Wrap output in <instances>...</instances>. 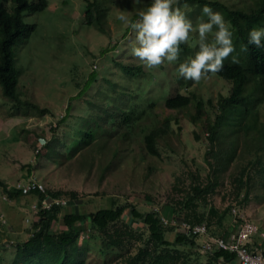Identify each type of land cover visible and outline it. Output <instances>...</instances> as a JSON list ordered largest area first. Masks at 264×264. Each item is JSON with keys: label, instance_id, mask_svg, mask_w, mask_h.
Here are the masks:
<instances>
[{"label": "rangeland", "instance_id": "rangeland-1", "mask_svg": "<svg viewBox=\"0 0 264 264\" xmlns=\"http://www.w3.org/2000/svg\"><path fill=\"white\" fill-rule=\"evenodd\" d=\"M113 1L114 4H107L104 31L84 23V0H47L43 11L22 14V20L34 23L36 28L28 40L19 48H14V64L19 68L18 88L26 92L39 107H48L50 114L39 115L22 107L13 109L10 101L0 92V179L13 187L19 181L36 180L48 191L63 194L60 198L65 199L67 204L60 210L58 220L52 224L51 233L64 230L61 221L64 213L87 214L124 203L134 205L140 213L159 212L165 206V209L174 208L176 201H181L183 194L190 191L187 173L199 169L201 177L205 178L209 172L208 164L215 163L212 158L204 156L208 145L204 139V128L190 120V112L184 111L181 120L176 122L171 113L163 110L160 100L163 90L172 91L175 87L171 76L166 79L163 75L158 77L157 84L149 87V97L154 100L150 115L133 124L126 142L115 141L120 153L112 161L108 158L106 148L114 140L109 139L115 135L119 120L117 114L112 121L109 119L107 112L114 108L117 113L118 108L113 103L107 104V98L112 94L117 95L119 89L124 91L123 99L127 97L125 91L134 80L122 71L121 65L141 62L132 54V48L136 46L135 32L117 18L122 11L131 14L136 10L135 6L132 7L133 4L138 6L136 0ZM139 1L144 3L146 0ZM185 10L191 12L192 9ZM187 15L190 19L200 17L199 13ZM114 43L118 46L116 50L100 53L101 49L112 47ZM105 58L108 59L106 64ZM164 64L165 68L172 69L169 62L165 61ZM93 68L99 71L96 82L83 95H79L87 70ZM149 69L144 67L142 71ZM110 81L114 83V89L110 88ZM229 88V82L211 76L202 79L201 83H192L181 92L196 93L197 99H201L205 105L204 112L208 114L210 110L206 101L211 99L215 102L217 93L225 94ZM116 95L114 103H118ZM263 107L264 101L258 109L259 118L264 122ZM62 117H66L64 121H61ZM164 121H169L172 133L177 130V136L171 141V147L176 151L171 152V149L169 151L165 145L158 143L159 155L150 156L144 148V136L150 130L162 127ZM85 129L92 130L96 144L102 145L100 154L88 147L74 149V140L82 137ZM195 134L200 135V139L196 140ZM249 134L258 136V133ZM242 139L239 136L236 141L235 160L232 162L226 157V170L222 172L214 168L219 184L215 192L208 196V202L210 207L219 210L229 207L231 218L241 217L264 230V173L260 178L257 170L247 168L259 140L248 138L247 147L251 152L248 155L240 144ZM215 149H218V145ZM225 154L228 155L229 151H225ZM260 156L261 166L264 167L263 151ZM192 160L196 163H192ZM242 169H245L244 175L252 177L253 186L249 201L247 199L245 202L231 194L233 178L238 177ZM36 202L34 194L14 197L0 188V264H56L62 256L67 260L73 257L83 260L84 264H127L130 257L145 247L150 254L142 264H164L158 255L164 254L168 246H145L148 236L146 228L142 220L129 214L128 208L123 210L121 219L114 226L126 230L123 235L126 242L120 247L105 246L101 241L104 237L100 239V234L89 230V224L85 222L76 223V240L65 250L58 246L19 250L15 243L27 240L34 231L31 216L36 215L34 213L38 207L35 210L31 208ZM212 230L217 234L220 229L213 227ZM212 230L208 228L206 235L196 237L199 254L191 256L187 264H215L209 262V255L201 248L209 242L208 238L214 233ZM173 235L175 232L168 233L167 239L171 240ZM217 235L212 236L219 237ZM11 241L13 243L6 246ZM181 249L177 251L179 254L173 253L170 248L169 252L177 257L176 263L186 264L182 263ZM136 264L141 262L137 260Z\"/></svg>", "mask_w": 264, "mask_h": 264}, {"label": "trees", "instance_id": "trees-1", "mask_svg": "<svg viewBox=\"0 0 264 264\" xmlns=\"http://www.w3.org/2000/svg\"><path fill=\"white\" fill-rule=\"evenodd\" d=\"M47 3V0H36L34 2H30V0H0V92L3 97L10 101L13 109L22 107L39 115L50 114L51 110L48 107H39L36 102L30 99L26 92L18 88L19 68H16L14 64V48H19L24 41L28 40L36 28L34 23L24 22L22 14L31 15L35 12H41L46 8ZM84 3L86 4L83 11L84 23L89 26L95 25L101 31H104L107 19V4H114V1L84 0ZM151 3L152 0H146L144 3L139 1L137 3L138 6L133 4L132 7L135 6L136 10L132 11L130 19L133 21L139 19L140 13L146 11ZM184 3H187L188 8L192 9L191 12L182 9L186 12V15L196 13L200 15V17H194L193 19L188 17L193 22L194 27L200 19L207 21V17L203 16L201 11L205 5L211 7L214 11L222 13L225 20L230 21L236 47V51L232 55L238 59V63L233 64L231 62L232 57H229L228 60L224 61L223 71L217 74H209L208 76H214L219 80L229 82V90L225 94L219 91L215 102L211 99L206 101V106L210 110L208 114L204 112L205 105L201 99H197L196 93L185 94L181 92L182 89L194 83L180 77L178 67L186 59L193 58L198 50V34L195 32L190 35L188 43L180 46L181 54L179 59L176 62L169 63L172 64L171 70L165 68V64H162L159 68H150L149 71L143 72L142 68L145 66L141 62L122 64V71L130 76L134 80V83L127 87V91H125L127 97L125 99H123V89H119L117 95L112 94L107 98V104L113 103L118 108L117 113H115L114 108L107 112L109 113V119L112 121L115 118V114H117L119 123L115 131L116 136L114 135L109 139L114 140H111L112 144L107 146L105 153L111 161L118 156L120 148L116 147L115 141L126 142V139L131 135L133 124L138 120H143L145 116H149L150 111L153 109L154 100L149 97L151 95L149 87L157 84L159 76L163 75L166 79H168V76H171L175 87L172 91L163 90V94L160 96L163 110L171 113L176 122L181 120L184 111L190 112V120L195 123L198 122L204 128V139L208 144L204 156L210 157L215 161L212 165L208 164L209 172L205 178L201 177L199 169L191 170V174L187 173L190 179V191H186L183 194L181 201H176V208L171 206L165 209L167 207L165 206L159 212L147 211L140 213L134 205L124 203L114 208L97 209L87 214L64 213L61 219L64 230L58 233H51L50 228L58 220V215L64 205H53L48 209L42 208L41 205L45 199L60 198L63 194L51 192L45 188L47 198L43 193L33 191L31 194L37 197L38 205V212L36 215L31 216V219L34 220V231L27 240L16 242V248L19 250H32L42 246H58V248L65 250L66 246L72 245L76 240L78 235L76 223L81 224L85 222H88L89 230H95L100 234V239L104 237V240L101 241L105 246L120 247L123 242H126L125 240L123 241V235L126 234V230L118 229L114 226L121 219L123 210L128 208L129 214L137 220H142L146 228L148 236L145 246L149 244L154 248L168 246V250H164V254L158 255V257L162 258L164 264H167V258L169 264H178L176 263L177 257L170 254L169 248L173 253H176L182 247L180 251V255L183 256L182 263L187 264L191 256L199 254L197 251L199 247L196 243L198 235H186L184 232L177 231L178 223L186 222L191 225L205 223L207 230L208 228L212 230L213 227L214 229H220L217 231L218 235L214 230H212L214 233L210 232L212 235L217 236H222L226 229L234 232L238 228V223L241 222V219H237L236 217L231 218L229 207L222 210L210 207L208 196L215 192V188L219 184L214 168L216 167V169L224 172L228 167V164L226 165L228 159L232 162L233 159L235 160L238 144L236 141H238L239 136L244 138L240 141V144L246 149L248 155L251 153L247 147L249 143L247 142L248 138L250 140L253 138L256 141L257 139L259 140L256 147L253 148L254 152L252 153L253 155H250L247 168L249 170H257V176L260 178L263 175L262 173H264V167L263 165L261 166L262 162L260 159V152H264V122L260 120L258 113V109L264 101V47L258 48L255 45L248 44L249 31L254 27L264 28V0H180L181 5ZM129 4L131 5V3ZM209 38H212L211 34H209ZM242 44L247 45L248 50L246 52L240 50ZM117 47V44L114 43L112 47H103L104 49H101L100 53L114 51ZM107 61L108 59L105 58L104 64ZM154 69L159 70L152 73L151 70ZM100 71L103 72L102 69ZM98 74L99 71H96L94 68L89 71L87 70L86 79L79 95H83L87 88L93 86ZM129 82L132 83V80ZM201 82L202 80L198 83ZM109 84L110 88L114 89V83L110 81ZM115 95L119 98L118 103H114ZM65 118L62 117L61 121H64ZM169 126V121H164L162 127L152 129L144 136V148L148 155L155 157L159 155L157 149L158 143L165 145L169 151L171 149V152L176 151L171 147V141L177 136V130L175 133H172ZM121 128L124 129L118 132ZM102 130L104 129L102 128ZM113 131V128H111V132ZM250 132L258 133V136L252 137L249 134ZM94 137L96 136H93L92 130L85 129L82 137L77 138L76 141L74 140L73 144H76L74 149L76 150L77 148L78 150L82 147H88L97 152V154H100L101 151L99 150L102 148V145L96 144L97 141ZM195 139H200V135L195 134ZM47 143L48 140H46ZM217 145L218 149H215ZM227 146L228 150H226ZM225 151H229V154L226 155ZM226 157H228L227 160ZM192 163L195 164L196 161L192 160ZM244 171L245 169H242L238 177L233 178L235 189L233 187L231 191V194L236 199L241 200V202H245L247 199L249 201L253 189L252 177L249 174L244 175ZM0 188L9 196L18 197L23 195L13 185L7 184L1 179ZM164 213L168 216H165L166 214L164 215ZM176 215H181V217H176ZM172 221H175L176 224H172ZM226 221L227 224L224 225ZM126 227L128 226L126 225ZM112 228L113 230H111ZM174 232L173 238L168 240L167 234ZM212 235L211 237H213ZM94 236L97 235L95 234ZM12 243L13 241L7 243L8 245L6 246H10ZM149 254L146 247L140 249L134 256L129 258L127 264H136L137 260L142 264L144 258L149 257ZM207 254L209 255V262L215 264H235L236 261L235 254L221 249ZM56 264L84 263L83 260H77L74 257L67 260L62 256L56 261Z\"/></svg>", "mask_w": 264, "mask_h": 264}, {"label": "clouds", "instance_id": "clouds-1", "mask_svg": "<svg viewBox=\"0 0 264 264\" xmlns=\"http://www.w3.org/2000/svg\"><path fill=\"white\" fill-rule=\"evenodd\" d=\"M139 3V0H136ZM188 4L180 0H152L151 5L133 21L130 14L121 12L117 17L125 26L135 32V44L132 54L146 68H159L165 61L176 62L181 54V45L188 43L192 33L198 34L199 50L191 59L179 64L180 77L192 82L207 79L209 74L224 70V61L232 57L233 64L238 59L232 54L236 51L234 33L230 21L223 14L205 5L201 11L207 21L200 19L196 26L188 19ZM209 34L212 40L209 42ZM264 28H252L248 33V44L264 47ZM240 50L246 52L247 45Z\"/></svg>", "mask_w": 264, "mask_h": 264}, {"label": "built area", "instance_id": "built-area-1", "mask_svg": "<svg viewBox=\"0 0 264 264\" xmlns=\"http://www.w3.org/2000/svg\"><path fill=\"white\" fill-rule=\"evenodd\" d=\"M14 188L23 195L30 194L33 191L43 193L45 190L42 183L28 179L19 181ZM64 204L63 199H52L44 201L41 206L48 209L53 205L61 206ZM35 209L36 206H33V210ZM237 219H241V217H237ZM172 224H176L175 221H172ZM238 224V228L234 232L227 230L222 236L209 237V242L201 247L202 251L212 253L213 248L215 250L221 249L235 254L237 264H264V233L253 222H245L241 219ZM178 229L186 235L207 234L205 224L191 226L186 222H180L178 223Z\"/></svg>", "mask_w": 264, "mask_h": 264}, {"label": "bare ground", "instance_id": "bare-ground-1", "mask_svg": "<svg viewBox=\"0 0 264 264\" xmlns=\"http://www.w3.org/2000/svg\"><path fill=\"white\" fill-rule=\"evenodd\" d=\"M45 189V188H44ZM43 193H45V190H44V192ZM45 197H47L48 198V196H47V194L45 193ZM56 199H63V198H56ZM46 200H49V199H45L44 201H46ZM64 201H65V204H67V201L65 200V199H63ZM43 201V202H44ZM35 204V205H34ZM33 204V206H37L38 207V205H37V202L36 203H34ZM64 204V205H65ZM31 210H33V207L31 208ZM38 212V209L37 210H35V213L34 214H36ZM201 224H205V223H200V224H195V225H201ZM189 225H191V224H189ZM191 226H194V225H191ZM205 227H206V224H205ZM259 229H260V231L261 232H263L264 233V230L263 229H261L260 227H259ZM207 231V230H206ZM196 235V234H195ZM236 264H237V262H236Z\"/></svg>", "mask_w": 264, "mask_h": 264}]
</instances>
